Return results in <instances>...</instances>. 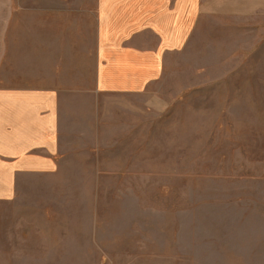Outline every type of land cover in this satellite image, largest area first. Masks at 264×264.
Wrapping results in <instances>:
<instances>
[{
    "label": "rangeland",
    "instance_id": "obj_1",
    "mask_svg": "<svg viewBox=\"0 0 264 264\" xmlns=\"http://www.w3.org/2000/svg\"><path fill=\"white\" fill-rule=\"evenodd\" d=\"M76 4L89 51L94 0ZM209 4L156 79L102 95L99 135L86 121L0 209V264H264V8Z\"/></svg>",
    "mask_w": 264,
    "mask_h": 264
},
{
    "label": "crops",
    "instance_id": "obj_2",
    "mask_svg": "<svg viewBox=\"0 0 264 264\" xmlns=\"http://www.w3.org/2000/svg\"><path fill=\"white\" fill-rule=\"evenodd\" d=\"M197 2L264 8V0H94L86 51L74 43L88 39L76 0H0V209L62 167L63 141L86 134V121L100 134L102 95L157 78L165 55L186 44Z\"/></svg>",
    "mask_w": 264,
    "mask_h": 264
}]
</instances>
